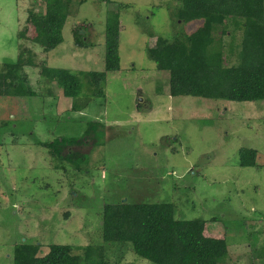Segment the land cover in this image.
<instances>
[{"label":"rangeland","instance_id":"374dc122","mask_svg":"<svg viewBox=\"0 0 264 264\" xmlns=\"http://www.w3.org/2000/svg\"><path fill=\"white\" fill-rule=\"evenodd\" d=\"M178 3L73 0L64 41L46 53L19 38L29 8L40 10L43 2L0 0V64L16 61L22 47L39 53L37 59L50 67L103 71L106 21L119 12L122 24L121 69L108 72L105 98L94 97L79 110L82 99L71 110L72 98L41 78L39 68L28 69L37 96H0V122L9 120L0 130V264H13L20 242L40 244V256L54 243L104 244L103 207L124 200L172 202L177 218L206 219L207 236L227 239L225 264H264V100L170 95L169 72L157 69L147 47L156 36L191 33L204 22H179ZM80 24H87L80 33L91 46L74 44ZM241 39L242 31L224 35L226 55ZM229 56L227 63H234ZM49 87L54 96L45 95ZM92 121L103 123L104 137L80 174L55 169L47 150L35 143L82 136ZM243 148L258 150L257 166L240 165ZM122 260L155 264L129 247Z\"/></svg>","mask_w":264,"mask_h":264},{"label":"trees","instance_id":"16d2710c","mask_svg":"<svg viewBox=\"0 0 264 264\" xmlns=\"http://www.w3.org/2000/svg\"><path fill=\"white\" fill-rule=\"evenodd\" d=\"M41 1L43 8L40 10L36 6L29 8L19 38L32 41L42 48L41 51L48 53L64 41L63 29L71 14L73 0ZM178 1L175 15L179 22L199 19L204 22L195 31L178 32L173 38L149 33L156 37L147 47V54L158 70L169 72L170 95L263 101L264 0ZM86 25L80 24L73 31L74 44L78 47L92 45L80 33ZM121 29L120 13L109 16L103 71L50 67L37 59L39 53L21 47L16 61L0 64V96H37L28 69L39 68L41 78L49 83L56 82L63 89V95L72 98L71 110H76L82 99L86 102L79 110L94 97L105 98L108 72L121 69ZM219 30L223 35L218 37ZM238 31H242L241 43L236 46L232 43L229 50V58L234 55L236 61L228 64L224 35ZM45 95L54 96L55 91L49 87ZM8 125L9 120L0 122V130ZM103 127L100 121H92L82 136H59L45 142L36 140L35 143L47 150L55 169L80 174L88 169L91 153L102 142ZM79 146L88 149L82 151L77 148ZM240 153L241 166L258 165V150L243 148ZM176 210L172 202L106 203L101 225L104 244L75 248L70 244L54 243L48 253L40 256V244L20 242L14 249L13 264H129L122 260L126 247L155 264H225L230 257L227 239L207 236L208 220L179 219ZM216 219L213 217L212 221ZM81 249V253L76 252ZM115 251L119 256L112 257L111 253Z\"/></svg>","mask_w":264,"mask_h":264},{"label":"water","instance_id":"95a60500","mask_svg":"<svg viewBox=\"0 0 264 264\" xmlns=\"http://www.w3.org/2000/svg\"><path fill=\"white\" fill-rule=\"evenodd\" d=\"M142 100H143L142 97H140V98H139V102H141ZM123 202H125V200H124Z\"/></svg>","mask_w":264,"mask_h":264}]
</instances>
